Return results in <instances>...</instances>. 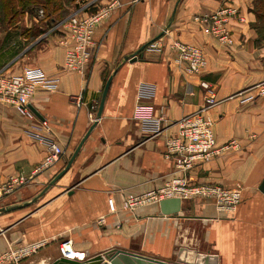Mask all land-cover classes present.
Wrapping results in <instances>:
<instances>
[{
	"label": "crops",
	"instance_id": "1",
	"mask_svg": "<svg viewBox=\"0 0 264 264\" xmlns=\"http://www.w3.org/2000/svg\"><path fill=\"white\" fill-rule=\"evenodd\" d=\"M114 1L95 29L92 58L82 71L63 69V32H42L46 20L35 11H26L27 28L40 23L35 35L0 25V70L33 67L59 76L58 87L37 92L31 106L48 123L40 133L64 148L56 162L34 173L47 154L46 143L31 136L40 120L0 101V185L10 176L27 180L0 201V250L41 243L8 264H55L60 244L71 239L85 255L67 258L66 264H154L114 250L173 264H264V193L258 188L264 178V95L256 87L264 80V24L256 13L258 0H96L93 10ZM80 2L75 0L67 16ZM225 4L244 16L229 25L231 46L222 45L200 20ZM174 41L204 50L208 63L201 74L185 71ZM202 82L218 99L207 110L217 146L231 140L237 145L196 164L188 175L192 184L241 188L238 206L220 212L212 199L198 197L183 200L177 216L162 215L158 204L124 209L128 195L186 175L175 167L166 141L183 116L205 105L208 89ZM140 106L151 108L161 132L154 135L157 127L136 116Z\"/></svg>",
	"mask_w": 264,
	"mask_h": 264
},
{
	"label": "built area",
	"instance_id": "2",
	"mask_svg": "<svg viewBox=\"0 0 264 264\" xmlns=\"http://www.w3.org/2000/svg\"><path fill=\"white\" fill-rule=\"evenodd\" d=\"M95 3L96 0H81L78 9L49 30V32L56 30L63 32L64 70L82 71L90 63L95 29L117 5V1H114L98 7L94 11ZM236 19L242 21L244 16L240 8L233 4L222 5L214 12L200 18L211 34L224 46H231L235 43L233 31L229 25L232 20ZM173 45L179 51V60L183 62L186 72L194 75L201 74L205 70L208 60L201 47L182 41H174ZM59 80V76H51L41 68L26 67L19 73L0 70V101L13 105L24 117L38 119V115L31 106V99L37 92L55 90ZM201 84L208 89L205 105L200 110L183 116L179 120L178 131L166 141L167 151L173 156L175 167L184 170L186 175L176 176L162 187L141 194L128 195L123 200L124 209L136 211L142 206L159 204L163 199L176 196L180 197L182 201L198 197L210 198L220 212H230L238 206L242 198L241 188H226L219 184H192L188 175V171L196 164L208 161L222 150L225 151L237 145L235 140H231L224 146H217L214 121L207 110L216 104L218 99L205 82ZM256 87L259 94L264 95V80L259 82ZM136 116L142 119L146 125L149 124V127H157V129H153L154 135L161 132L159 122L156 121L157 125L153 123L155 121L150 107H138ZM42 129H48L46 120H40L39 124L34 125L31 130V136L46 143L47 146V154L34 173L48 168L64 154L62 146L40 133ZM26 182L24 176H10L4 180L0 185V201L25 185ZM115 209L116 207L113 206L112 210ZM41 246V243H33L18 249L0 250V264L18 263L22 258L36 252ZM59 254L60 257L65 258L75 256L83 258L85 255V253L79 254L75 251L71 239L60 244Z\"/></svg>",
	"mask_w": 264,
	"mask_h": 264
},
{
	"label": "rangeland",
	"instance_id": "3",
	"mask_svg": "<svg viewBox=\"0 0 264 264\" xmlns=\"http://www.w3.org/2000/svg\"><path fill=\"white\" fill-rule=\"evenodd\" d=\"M81 1V0H79ZM40 2H45L46 7L44 8L40 5ZM75 0H15L14 6L9 8L8 12H5L3 21V29L14 27L17 28V33H22L26 36V32L28 35H35L39 32L41 28L37 26L40 23H35L31 29L26 27V11H35L38 15H41L42 19L46 20L43 22V26H45L42 32H46L47 30L52 29L56 26L57 22L65 18L69 13L70 9L74 7ZM263 8L260 4L257 5L256 11ZM40 9V10H39ZM43 9V10H41ZM52 17H55L57 21H52ZM13 18L9 23H7V19ZM47 23V25H46ZM264 24V21H263ZM1 29V28H0ZM55 30V29H54ZM53 32V31H52ZM51 32V33H52ZM47 36V33L45 34ZM203 247V245H202Z\"/></svg>",
	"mask_w": 264,
	"mask_h": 264
},
{
	"label": "water",
	"instance_id": "4",
	"mask_svg": "<svg viewBox=\"0 0 264 264\" xmlns=\"http://www.w3.org/2000/svg\"><path fill=\"white\" fill-rule=\"evenodd\" d=\"M150 43L151 42L146 43L143 46H141L140 50H138V52H136L134 54V57L132 59L136 60L137 59V54L139 53V51H141L143 48H145ZM109 82H110V79L108 80V82L106 84V88H105L104 93H103V97H102V100H101V103H100V109H99V113H98L99 115L101 114V111H102V107H103V104H104V99L106 97V91H107ZM32 108H33L34 112L39 116L40 115L39 112L33 106H32ZM71 162H72V160H70L68 162V165H67L66 169L63 172H61L60 174H58L54 178V180H52V182H51L52 184L55 183L60 178V176H62V174L69 168ZM258 188L264 193V178L261 181V183L259 184ZM20 206L21 205L5 207V208L1 209V212H3V211H7L8 212V211L14 210V209H16V208H18ZM158 206L160 207L159 209H160L161 214L162 215H168V216H177V215H179V213L183 210V207H184L182 199L180 197H177V196L161 200L159 202ZM197 217H199V216H197ZM115 252H117L118 254L120 252L126 253L128 256L129 255H133V256H136L135 258H137V259H139L138 257H140L141 259H150L151 261H153L154 264H173L172 262H167V261L161 260L159 258L147 257L145 255L138 254V253H133V252L128 251V250H114L111 253H115ZM108 255L109 254H107V256ZM70 261L71 260H69V259H67L65 257H59V260L55 264H66L67 262H70ZM114 263L116 264V262H114ZM102 264H106V262H103Z\"/></svg>",
	"mask_w": 264,
	"mask_h": 264
},
{
	"label": "trees",
	"instance_id": "5",
	"mask_svg": "<svg viewBox=\"0 0 264 264\" xmlns=\"http://www.w3.org/2000/svg\"><path fill=\"white\" fill-rule=\"evenodd\" d=\"M14 2H15V0H0V23L1 24H4L3 21H5L4 20L5 12H8L9 8H11V6L12 7L14 6ZM257 3L259 5L261 4L263 6V8L261 7V9L257 10V12H256L260 21L263 22L264 21V0H258ZM40 5L43 8H44V6L45 7L47 6L45 2H40ZM44 10H45V8H44ZM10 21H7V23H9ZM260 31H261V29H260Z\"/></svg>",
	"mask_w": 264,
	"mask_h": 264
},
{
	"label": "bare ground",
	"instance_id": "6",
	"mask_svg": "<svg viewBox=\"0 0 264 264\" xmlns=\"http://www.w3.org/2000/svg\"><path fill=\"white\" fill-rule=\"evenodd\" d=\"M76 251V250H75ZM77 252V251H76ZM75 257H77V256H75ZM75 257H69V258H75Z\"/></svg>",
	"mask_w": 264,
	"mask_h": 264
}]
</instances>
